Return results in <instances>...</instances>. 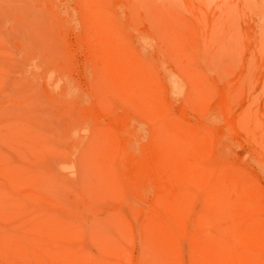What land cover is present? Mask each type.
Here are the masks:
<instances>
[{"label": "rangeland", "instance_id": "1", "mask_svg": "<svg viewBox=\"0 0 264 264\" xmlns=\"http://www.w3.org/2000/svg\"><path fill=\"white\" fill-rule=\"evenodd\" d=\"M125 71L126 73L123 74ZM139 71H143L145 74L141 72L139 76ZM127 73L130 74L127 75ZM142 75L144 76L143 79ZM192 75L195 77L194 79ZM164 79H166V83ZM140 80L143 85L142 82L141 84L138 83ZM201 80L205 82L208 80L204 89ZM166 85L169 88H166ZM193 87L195 88L193 89ZM168 89L171 94L168 93ZM211 89L216 97L215 94H212L213 91L209 93ZM136 90L137 94L134 93ZM124 93L128 95H124ZM142 93H146V95L143 96ZM154 93L157 94H155L156 97H154ZM150 94L153 96H149ZM124 96L129 97V99L131 96V99L128 101ZM142 96L143 98H141ZM145 98H148V102H150L148 104L150 105V107L148 106L149 110L148 108L144 109V105H139L142 104V100L145 102ZM157 100L159 102H156ZM130 101L135 103L132 102V104ZM151 105L157 109L159 106H165L161 107L163 112H160L163 116H159L160 119L157 115L158 110L153 112ZM145 106H147L146 103ZM136 107L139 108L135 109ZM140 107L142 110H148V112L142 111ZM244 109L247 113L244 112ZM249 109L250 113L248 114ZM140 112L142 113L140 114ZM244 113L245 115H243ZM154 115L158 117V121ZM147 116L151 117L147 118L148 121L145 118ZM169 118L174 121V124ZM168 121L172 124L169 125L170 122ZM10 122L15 123H12L14 127H9L11 126L8 124ZM69 123L72 124V128ZM4 125L6 127H2ZM21 125L22 127H20ZM0 126V185L4 183L5 186L7 181L9 182L8 186H10L11 174L16 171L31 172L34 179L32 186H30L32 188L27 186L29 184L24 185L26 183L21 181L19 186H22L23 192L22 189L21 192L30 194L32 191L36 193L48 191L49 194L47 189L50 187V193L54 195L55 192V197H59L56 200L51 199L54 206L58 203L61 206L52 207L56 215L59 212L61 218L68 216V220L74 221L76 219L77 222L76 220L74 222L81 223L82 228L83 224L89 223L88 221L92 218L91 215L102 222L103 220H105L104 222L110 220V223L113 222L114 214L117 215L123 208L120 207L122 203L124 206L126 204L131 218L124 209L125 214L122 212L119 214L123 215L127 228L125 242L122 241L121 244L131 255L132 260L128 264L142 263L139 257L142 252L140 249H143L145 241L150 240L155 234V231L146 232V235L151 233L147 238L144 233H141L140 226L146 219L158 220L161 213L170 211L174 204L176 209L177 203L176 200L174 203L172 195L174 192L175 195L180 193L187 186V183H189L191 193L196 197L193 205L194 216H197L198 212L203 213L208 208L205 204L204 195L207 191L206 188L209 189V185H212L214 191L212 190L211 193L219 188L221 195L218 191L220 197L214 198L211 203V208H214L216 215L214 219L209 218V222H213V226L217 227L223 235L233 232L234 238L244 239L249 233L247 237L250 238L251 242L258 241L256 237H264V230L258 231L257 229L263 228L264 221L260 219L262 224H258L260 220L255 223L259 226L263 225L262 227H256L253 224L255 217H257L255 220H258L262 216L264 220V210H262L264 209V0H0ZM176 129H179V133L180 131L181 133L177 134ZM16 130L21 134L24 133L25 137L22 138L23 135L21 136ZM26 130L29 133L27 131L26 134ZM206 131H211V133ZM101 132L104 135L99 136L98 134ZM45 135L46 137H44ZM176 135H180L181 143H178L179 140L176 141L178 137ZM110 136L111 138H108ZM32 137H34L32 140L34 143L29 141ZM103 137H105L104 140L100 139ZM7 138L11 140H7ZM96 139L98 140L94 144ZM99 139L102 140V145ZM49 140L51 144L48 143ZM197 140L200 141V144ZM27 141L35 148L27 147L30 146ZM26 142L28 144H25ZM173 142H176L175 146ZM74 143L75 145H72ZM53 144L57 145L56 150ZM96 144H98L99 149H92ZM20 145L21 147H19ZM45 145L50 147L47 146L46 148ZM85 146L86 148L81 149ZM26 147L31 149L28 150ZM212 147L215 149L213 148V150ZM11 148L14 149L11 151ZM202 148L205 149L201 153L203 157L204 154L206 155L205 165L199 160L202 157L200 154ZM35 149H38L40 156H32L37 152ZM50 149L55 150V152ZM83 149L85 152L82 151ZM14 150L19 154L16 155ZM198 150L200 152H196ZM223 150L226 152L224 153ZM28 151H32V153ZM45 151L54 153L48 155ZM95 151L97 152L95 153ZM167 153L169 158L166 160L164 156H168ZM44 154L49 158L48 160L43 159V157L45 158ZM94 154L95 156L97 154V158L93 156ZM78 155L80 156L79 159ZM217 155L219 162L216 163ZM17 156L22 158L19 159L20 157ZM40 157L44 160H41L43 165L40 167L42 169L39 167L35 171L33 169L38 167ZM172 157H175V160ZM207 157L211 160L214 159V163H212L214 166L217 164L218 167L215 166L217 172ZM154 160L161 163L156 164ZM167 161L172 166L166 165ZM176 161L178 162L175 163ZM198 161L200 164L202 163L204 170L201 167V171L198 170ZM86 162H90L88 166H91L89 167L91 171L85 169L89 177L87 174L84 177L86 171L81 174L84 167L86 168ZM174 164L175 174L179 172L182 174L183 171L191 170L194 167V174L196 172H198L197 175L207 173L209 178L212 170H214L209 181L212 180L213 182L214 178L218 181L214 179V183L209 182L206 188L204 187V192L203 187L193 185L192 180L196 177L190 172L189 177L186 176L188 182H185V185L183 182L186 177L182 183L179 181V192H177L176 187L171 186L170 188L167 185L173 176L171 173L173 169L171 168ZM184 164L186 165L182 167ZM221 165L222 168L220 169ZM225 165L226 167H223ZM228 165L235 169L232 167L231 169ZM3 166H5L4 169L1 168ZM180 166L183 168H181L182 170H179ZM78 167L81 172L77 170ZM185 167L187 169L184 170ZM53 169L58 173L55 172L58 179L55 178ZM75 169L77 170L76 173ZM41 170L43 172L45 170L46 174ZM105 170L111 171V173ZM218 170L220 171L219 174ZM162 171L165 177L160 173ZM40 173L45 177L42 181H37L36 178ZM213 174H218V176L214 177ZM238 175H243L240 177L242 179ZM60 176L61 178H59ZM2 177L7 179L3 180ZM106 178L108 181L105 180ZM88 179L91 183H88ZM111 179H114V182ZM221 179L223 182L219 181ZM63 182L66 184L61 185L60 183L63 184ZM108 182L113 184L108 185ZM217 182H222L225 185L220 183L221 186H219ZM102 183H106L105 185L108 186L104 185L103 188ZM22 184L28 188H24ZM47 184H51V186ZM181 184L183 185L181 186ZM86 185H89L90 188ZM4 186L3 188L6 187ZM92 187L93 191L91 190ZM107 187L108 189L111 187L110 190L112 191L106 189L108 191L105 192ZM43 188L45 189L43 190ZM9 190L6 188V191ZM84 190L88 193H85ZM2 191L1 196L4 194ZM102 191L104 192L103 195ZM254 191L257 192L256 195ZM216 192L215 194H217ZM104 194L108 196L105 197ZM116 194H118V199ZM206 194L208 193L206 192ZM260 194L261 196H259ZM52 195L49 194L53 198ZM99 195H102L103 198ZM137 196L140 198L138 199ZM218 198L221 199L220 201L216 200L217 205H215L217 207H215L214 200ZM59 199L60 201H58ZM250 200L254 201L251 202ZM153 201L155 203L157 201L158 204H152ZM91 202L97 203L96 206H89ZM160 203L161 207L159 206ZM171 203L173 206H170ZM256 203L255 208L257 210L259 206L260 211L256 212L254 208L257 214L253 211L251 215L253 216L255 213V217L247 215L245 216L246 220L243 219L244 215L249 214L248 211L253 209ZM63 204L68 206H63ZM142 206L146 207L147 211L144 210L145 208L142 210ZM156 206L159 207L160 211ZM96 207L98 213L99 211L102 213L104 210L105 216L92 213V211L97 210ZM187 207L184 206L183 208ZM236 207L241 211L240 214ZM149 208H151V216L148 214ZM261 211L263 212L260 216ZM135 214H138L136 219ZM212 214L211 217L214 216ZM140 215L143 216V219ZM239 215L242 216V222L239 221L241 219ZM244 220L246 222L248 220L251 226ZM136 222H138L137 225L139 224L138 228ZM197 222L198 220L196 221L194 218L187 221L185 232L181 235L182 237H179L182 243V248L177 253L180 264H192V257L195 256L196 252L191 249L192 247H189L192 238L188 235V231L193 230ZM243 224L245 226L248 224L247 228L244 227L243 229ZM253 227H256L257 235L254 233ZM134 228L136 234L139 232L143 235H136ZM83 229L88 230L86 235L90 236L89 229ZM245 229L250 231L248 230L247 233ZM259 234L261 237L258 236ZM98 237L100 238L99 235ZM185 242L189 244H184ZM259 242L262 244V240ZM85 246L91 255L94 253L93 256H99L102 253L100 245ZM181 250L183 253H180ZM188 252L192 255L191 258ZM185 253L187 256L183 255ZM258 254L264 255V251ZM262 258L264 259V257ZM152 259L153 257L150 256L148 260L151 261Z\"/></svg>", "mask_w": 264, "mask_h": 264}, {"label": "bare ground", "instance_id": "2", "mask_svg": "<svg viewBox=\"0 0 264 264\" xmlns=\"http://www.w3.org/2000/svg\"><path fill=\"white\" fill-rule=\"evenodd\" d=\"M100 22V21H99ZM102 25V24H101ZM95 28V27H94ZM103 28V27H102ZM98 30V29H97ZM187 54V53H186ZM172 55H173V53H172ZM135 66V65H134ZM141 67V66H140ZM143 68H146V67H143ZM142 68V70L144 71V69ZM182 68V67H181ZM125 69H128V68H125ZM154 69V68H153ZM152 69V70H153ZM179 69V68H178ZM177 69V70H178ZM183 69V68H182ZM186 69V68H185ZM188 69V68H187ZM140 70H141V68H140ZM143 71H139L138 72V75L140 76V74L139 73H143V74H145ZM180 72V71H179ZM184 72V71H183ZM186 72V71H185ZM187 72H189L190 73V71L189 70H187ZM194 72H196V71H194ZM193 72V73H194ZM126 73V71L123 73V74H125ZM204 73V72H203ZM130 74V73H129ZM128 73H127V75H129ZM196 74V73H195ZM198 74V73H197ZM205 74V73H204ZM168 75V74H167ZM186 75V74H185ZM138 76V77H139ZM174 76V75H173ZM206 76V75H205ZM125 77H127L126 75H125ZM143 75H142V79H143ZM156 77H157V75H156ZM169 77H170V75H169ZM189 77H191V76H189ZM192 77H193V79L195 78L193 75H192ZM122 78L123 79H125L123 76H122ZM129 78V77H128ZM175 78V77H174ZM186 78V77H185ZM130 79V78H129ZM139 79V78H138ZM204 79H206L205 77H204ZM126 80V79H125ZM124 80V81H125ZM165 80V83H166V79H164ZM175 80V79H174ZM130 81V80H129ZM177 81V80H176ZM188 81V80H187ZM186 81V82H187ZM190 81V80H189ZM202 81V80H201ZM208 81V80H207ZM206 81V82H207ZM138 82V81H137ZM141 80L138 82L139 84H141ZM159 82V81H158ZM162 82H163V80H162ZM191 82V81H190ZM193 82V81H192ZM204 80L202 81V83H201V85H202V88L204 89V88H206L205 86H206V83ZM125 83H126V81H125ZM131 83H132V81H131ZM164 83V82H163ZM162 83V84H163ZM177 83V82H176ZM189 83V82H188ZM203 83H204V85H203ZM134 84V83H133ZM199 84V83H198ZM142 85H143V82H142ZM152 85H155V84H152ZM164 85V84H163ZM168 85V84H167ZM167 85H166V88H169V86L167 87ZM172 85V84H171ZM129 86V85H128ZM180 86V85H179ZM124 87V86H123ZM158 87V86H157ZM162 87V86H161ZM165 87V86H164ZM170 87H172V86H170ZM200 87V89H201V86H199ZM208 87H210V86H208ZM214 87V86H213ZM127 88V87H126ZM137 88V87H136ZM142 88V87H141ZM154 88H156L155 86H154ZM179 88V87H178ZM195 87H193V89H194ZM128 89V88H127ZM130 89V88H129ZM143 89V88H142ZM164 89V88H163ZM192 89V88H191ZM190 89V90H191ZM192 89V90H193ZM214 89V88H213ZM140 90V89H139ZM143 90H145V89H143ZM160 91H162V89H159ZM175 90V89H174ZM206 90V89H205ZM122 91V90H121ZM126 91V90H125ZM133 91V90H132ZM169 89H168V93H169ZM189 91V90H188ZM213 90L211 89L210 90V92L209 93H211ZM128 92V91H127ZM149 92H151V91H149ZM165 92V91H164ZM176 92V91H175ZM191 93H192V91H190ZM200 92V91H199ZM198 92V93H199ZM203 92V91H202ZM132 93V92H131ZM134 93H136L137 94V90H136V92H134ZM153 93V92H152ZM195 93H196V91H195ZM233 93H235V92H233ZM232 93V94H233ZM126 93H124V95H125ZM143 94V93H142ZM156 93H154V95H155ZM169 94H171V93H169ZM173 94V93H172ZM212 94H215L214 93V91L212 92ZM126 95H128V94H126ZM144 95H146V93H144L143 94V96ZM157 95V94H156ZM156 95L154 96V97H156ZM176 95V94H175ZM194 95V94H193ZM203 95H204V93H203ZM122 96V95H121ZM143 96L141 97V98H143ZM149 96H153V94L151 95H149ZM174 96V95H173ZM196 96V95H195ZM194 96V97H195ZM206 96V95H205ZM211 96V95H210ZM213 96V95H212ZM69 97V96H68ZM124 97H126V96H124ZM132 97H134V96H132ZM187 97V96H186ZM196 97H198V96H196ZM215 97H216V94H215ZM233 97H234V95H233ZM149 98V97H148ZM148 98H145L146 100H145V102H144V100H142V104H139V105H144V109H146V108H148V106L150 107V105H148L150 102H148ZM157 98H159L158 96H157ZM204 98V97H203ZM126 99L129 101L130 99H131V96H130V99H129V97H126ZM125 99V100H126ZM154 99H156V98H154ZM198 99V98H197ZM214 99V98H213ZM141 100V99H140ZM150 100V99H149ZM152 100H153V98H152ZM152 100H150V101H152ZM179 100V99H178ZM147 101V102H146ZM153 101H155V100H153ZM152 101V102H153ZM180 101V100H179ZM186 101V100H185ZM201 101V100H200ZM131 102V101H130ZM133 102V101H132ZM131 102V103H132ZM156 102H159V100H157ZM28 103V102H27ZM133 103H135V102H133ZM132 103V104H133ZM144 103V104H143ZM145 103L147 104V106H145ZM154 103V102H153ZM160 103H161V101H160ZM164 103V102H163ZM202 103V102H201ZM155 104V103H154ZM158 105H160V104H158ZM194 105L196 106V104L194 103ZM250 105V104H249ZM135 106V105H134ZM152 106V108H153V112L154 111H156V110H158V117L160 116H163V114L160 112V111H162L161 110V107L159 106V109H157L156 107H154L153 105H151ZM246 106V105H245ZM143 107V106H142ZM163 107H165V106H163ZM162 107V108H163ZM137 108H139V107H136L135 109H137ZM151 108V109H152ZM155 108V109H154ZM229 108V107H228ZM140 109H141V107H140ZM150 109V110H151ZM142 110V109H141ZM148 110H149V108H148ZM148 110L147 111H145V110H142V111H145V112H148ZM168 110V109H167ZM28 112H29V110H27ZM137 112H138V110H136ZM200 111V110H199ZM157 112V111H156ZM160 112V113H159ZM163 112V111H162ZM207 112H208V109H207ZM242 113H243V111H241ZM244 112H246V110L244 109ZM14 113V112H13ZM142 112H140V114H141ZM202 113V112H201ZM247 113V112H246ZM250 113V109H249V112H248V114ZM139 114V113H138ZM137 114V115H138ZM147 114V113H146ZM160 114V115H159ZM204 115V114H203ZM243 115H245V113L243 114ZM11 116V115H10ZM21 116H22V114H21ZM145 116V115H144ZM153 116V115H152ZM155 117H156V120L158 121V117L156 116V115H154ZM25 117V116H24ZM160 117H159V119H160ZM146 118V120H147V118H151V117H145ZM164 118V117H163ZM162 118V119H163ZM154 119V118H153ZM231 119V118H230ZM235 119V118H234ZM152 120V119H151ZM165 120V119H164ZM163 120V121H164ZM169 120L171 121V119L169 118ZM218 120V119H217ZM223 120V119H222ZM241 120V119H240ZM11 121H13V120H11ZM18 121V120H17ZM17 121H16V123H17ZM148 121V120H147ZM155 121V120H154ZM162 121V122H163ZM170 121H168V122H170ZM173 121V120H172ZM171 121V122H172ZM15 122V121H14ZM167 122V123H168ZM170 122V124L169 125H171L172 123L174 124V121L171 123ZM241 122V121H240ZM239 122V123H240ZM243 122V121H242ZM13 122H10V123H8V124H11V126H9V127H14V125L13 124H15V123H13ZM27 123V122H26ZM49 123V122H48ZM165 123V122H164ZM163 123V124H164ZM166 123V125L169 127V125ZM70 124V123H69ZM149 124V123H148ZM181 124H183V123H181ZM6 125V124H5ZM2 126V127H6V126ZM72 124H70V126H71ZM209 125V124H208ZM69 126V127H70ZM150 126V125H149ZM177 126V125H176ZM183 126V125H182ZM254 126V125H253ZM1 127V126H0ZM20 127H22V125L20 126ZM167 127V128H168ZM18 128V127H17ZM68 128V127H67ZM71 128H72V126H71ZM70 128V129H71ZM182 128V127H181ZM207 128V127H206ZM3 129V128H2ZM8 129V128H7ZM21 129H24V128H21ZM26 129V128H25ZM24 129V130H25ZM30 129V128H29ZM69 129V130H70ZM74 129V128H73ZM169 129V128H168ZM173 130V129H172ZM171 130V131H172ZM182 130L184 131V129L182 128ZM8 131V130H7ZM13 131V130H12ZM17 131V130H16ZM27 131L28 130H26V134H27ZM174 131V130H173ZM176 131H177V134H180L181 133V131H180V133H179V129H176ZM182 131V132H183ZM11 132V131H10ZM19 131H17V133H18ZM153 132H155V131H153ZM207 132V131H206ZM210 133H211V131H209ZM209 132H207V133H209ZM8 133H9V131H8ZM28 133H29V131H28ZM102 133V132H101ZM100 133V134H101ZM156 133V132H155ZM197 133V132H196ZM4 134V133H3ZM19 134H21L20 132H19ZM24 133H22L21 134V136L23 135ZM36 134V133H35ZM40 134H41V132H40ZM42 134H44V133H42ZM100 134H98L99 136H102V135H104L103 133L100 135ZM84 135V134H83ZM189 135V134H188ZM200 135V134H199ZM204 135V134H203ZM206 135H208V134H206ZM1 136V135H0ZM14 136V135H13ZM18 136V135H17ZM84 136H88V135H84ZM175 136V135H174ZM176 136H178L177 138L176 137H174V138H176V141H178V143H181L182 141H180V138L181 137H179L180 135H176ZM184 136V135H183ZM193 136H195V135H193ZM197 136V135H196ZM209 136V135H208ZM212 136V135H211ZM9 137V136H8ZM19 137V136H18ZM25 136L23 135V137L22 138H24ZM41 137H42V135H41ZM44 137H46V135L44 136ZM49 137V136H48ZM66 137V136H65ZM152 137V136H151ZM173 137V136H172ZM185 137H187V136H185ZM4 138V137H3ZM2 138V139H3ZM11 138V137H10ZM10 138H7V140L8 139H10ZM15 138H17V137H15ZM33 138L34 137H32L31 138V140H29L31 143H34L32 140H33ZM86 138H88V137H86ZM104 138L105 137H103V138H100V139H102V140H104ZM108 138H111V136L110 137H108ZM203 138V137H202ZM201 138V139H202ZM49 139V138H48ZM61 139V138H60ZM82 139V138H81ZM99 139V140H100ZM201 139H199V140H201ZM4 140V139H3ZM11 140V139H10ZM21 140V142H22V139H20ZM58 140V139H57ZM62 140V139H61ZM98 139H96L95 141H94V144H95V142L97 141ZM102 140H100V144L102 145ZM115 140V139H114ZM114 140H113V142H114ZM182 140V139H181ZM186 140H187V138H186ZM59 141V140H58ZM105 141H106V139H105ZM174 141V140H173ZM184 141H185V139H184ZM192 141V140H191ZM198 141V140H197ZM205 141V140H204ZM208 141V140H207ZM206 141V142H207ZM1 142V141H0ZM4 142V141H3ZM2 142V143H3ZM7 142V141H6ZM20 142V143H21ZM28 142V141H27ZM25 143V144H28L29 143V145L30 146H27V147H31L32 145L30 144V142H28V143ZM46 142V144H47V141H45ZM44 142V143H45ZM107 142V141H106ZM130 142V141H129ZM196 142V141H195ZM199 143L198 144H200V141H198ZM39 143V142H38ZM38 143H37V145H38ZM41 143H42V141H41ZM40 143V144H41ZM48 143H50L51 144V142H50V140L48 141ZM108 143V142H107ZM107 143H105V144H107ZM174 143V142H173ZM176 143V142H175ZM175 143H174V146H175ZM186 143V142H185ZM212 143V142H211ZM236 143V142H235ZM22 144H24V143H22ZM24 144V145H25ZM49 144V145H50ZM89 144V143H88ZM111 144H112V142H111ZM183 144V143H182ZM181 144V145H182ZM213 144V143H212ZM42 145V144H41ZM49 145H45L46 146V148H47V146L48 147H50ZM54 145V149L56 150V146H55V144H53ZM72 145H75V143L74 144H72ZM100 145V146H101ZM178 145V144H177ZM176 145V146H177ZM211 145V144H210ZM39 147H41L40 145H38ZM95 146V147H94ZM93 146V148L92 149H99V147H98V144H96V145H94ZM104 146H106V145H104ZM11 147H12V145H11ZM19 147H21V145L19 146ZM26 147V149H28ZM32 147H34V146H32ZM31 147V148H32ZM44 147V146H43ZM43 147H42V149H43ZM96 147H98V148H96ZM172 147V146H171ZM225 147V146H224ZM223 147V148H224ZM6 148H8V147H6ZM31 148H29V149H31ZM35 148V147H34ZM82 148H86V146L85 147H81V149ZM165 148V147H164ZM173 148V147H172ZM176 148V147H175ZM188 148V147H187ZM209 148H210V146H209ZM214 147H212V149H213ZM217 148V147H216ZM12 149H14V148H11L10 150L12 151ZM22 149V148H21ZM26 149L24 148V150L26 151ZM28 149V150H29ZM59 149H61L60 147H59ZM77 149H79L80 150V148H77ZM102 149V148H101ZM104 149V148H103ZM174 149V148H173ZM182 149V148H181ZM180 149V150H181ZM199 149V148H198ZM200 149H201V147H200ZM215 149V148H214ZM213 149V150H214ZM37 152L36 153H34V154H32V156L33 157H38V156H40L39 155V151H38V149H35ZM44 150H46L45 148H44ZM48 150V149H47ZM51 151H54L55 152V150H53V149H50ZM69 150H70V148H69ZM171 150V149H170ZM175 150V149H174ZM185 150V149H184ZM205 150V149H204ZM203 148H202V151L200 152L199 150L198 151H196V152H200V154L201 153H203ZM16 150H14V152H15ZM82 151H84L85 152V150L83 149ZM99 151V150H98ZM163 151V150H162ZM162 151H160V152H162ZM176 151V150H175ZM186 151V150H185ZM210 151H211V149H210ZM224 151V150H223ZM13 152V153H14ZM29 152V151H28ZM34 152V151H33ZM45 152H47L46 154H48L49 155V153H50V151L48 152V151H45ZM53 152V153H54ZM57 152V151H56ZM61 152H63V150H61ZM68 152H70V151H68ZM77 152H78V150H77ZM93 152H94V150H93ZM97 151H95V153H96ZM171 152V151H170ZM173 152V151H172ZM177 152V151H176ZM193 152V151H192ZM191 152V153H192ZM208 152V151H207ZM217 152V151H216ZM226 151H224V153H225ZM9 153H11V152H9ZM16 153V152H15ZM29 153H32V151H30ZM52 153V152H51ZM50 153V154H51ZM52 153V154H53ZM79 153H80V151H79ZM98 153H100V152H98ZM189 153V152H188ZM209 153H211V152H209ZM12 154V153H11ZM19 154V153H18ZM17 153H16V155H18ZM51 154V155H52ZM71 154H73V153H71ZM156 154H157V152H156ZM163 154V153H162ZM170 154V153H169ZM196 154V153H195ZM212 154V153H211ZM217 154V153H216ZM7 155V154H6ZM43 155V154H42ZM80 155V154H79ZM78 155V159L80 158V156ZM92 155V154H91ZM155 155V154H154ZM158 155V154H157ZM167 155H168V153H167ZM171 155V154H170ZM199 155V154H198ZM21 156H23V155H21ZM44 156H45V154H44ZM90 156V155H89ZM93 156H95V154L93 155ZM93 156H91V158H93ZM159 156H160V154H159ZM196 156V155H195ZM201 156L202 157H200L199 158V160L201 161V162H203V164H204V161H205V157H206V155L204 154V157H203V155L201 154ZM8 157V156H7ZM14 157H15V155H14ZM17 157H20V156H17ZM24 157H27V156H24ZM47 156H45V158L43 157V159H49L48 157L46 158ZM96 158H97V154H96V156H95ZM102 157V156H101ZM165 158L164 159H166L167 160V158H169V155L168 156H164ZM199 157V156H198ZM22 157H20L19 159H21ZM27 158H29V157H27ZM41 158V157H40ZM158 158V160H159V157H157ZM172 158H174V160H175V157H172ZM201 158H202V160H201ZM208 158V157H207ZM254 158H255V156H254ZM3 159H4V157H3ZM33 159V158H32ZM42 158L41 159H39L40 160V162H39V160H36V162H39V164H38V167L36 168V169H33V170H37L40 166L42 167V165H43V163H42V161H44ZM89 159H90V157H89ZM93 159H95V158H93ZM155 159V158H154ZM195 159H197V158H195ZM208 159H210V158H208ZM42 160V161H41ZM90 160H92V159H90ZM171 160V159H170ZM169 160V161H170ZM188 160V159H187ZM192 160H193V158H192ZM191 160V161H192ZM218 160V161H217ZM35 161V160H34ZM80 161V160H79ZM93 161V160H92ZM96 161V160H95ZM215 161H216V163L217 162H219V159H218V155L216 156V159H215ZM222 161V160H221ZM220 161V162H221ZM23 162V161H22ZM91 162V161H90ZM89 162V163H90ZM154 162L157 164L158 162H156V160H154ZM178 161H176L175 163H177ZM210 162H211V164L213 165V163H214V159H210ZM213 162V163H212ZM223 162V161H222ZM87 164H86V168L84 167V171L83 172H81V170L79 169V167H78V169L77 170H79L80 172H81V174L82 173H84L86 170H88L89 169V167H91V166H88V162H86ZM159 163H161V162H159ZM158 163V164H159ZM187 163V162H186ZM190 163H192V162H190ZM189 163V164H190ZM193 163H195V162H193ZM198 163V165H199V168H198V170H200V167H201V169H203L202 167H203V165H202V163L200 164L199 163V161L197 162ZM24 164V163H23ZM27 164V163H26ZM50 164V163H49ZM48 164V165H49ZM81 164V163H80ZM171 165V163H168V161H167V163H166V165ZM188 164V165H189ZM226 164V163H225ZM260 164V163H259ZM9 165V164H8ZM12 165H15V164H12ZM16 165H17V163H16ZM34 165V164H33ZM165 165V164H164ZM180 165V164H179ZM186 164H184L182 167H184ZM202 165V166H201ZM205 165V164H204ZM18 166V165H17ZM160 166H162V165H160ZM172 166V165H171ZM196 166V165H195ZM214 166V165H213ZM215 166H217V164H215ZM215 166H214V168H215ZM229 166V165H228ZM227 166V167H228ZM28 167V166H27ZM40 167V169H42ZM157 167V166H156ZM169 167V166H168ZM174 167V168H173ZM173 167L171 168V169H173L172 171H171V173H172V178L169 180V183L167 184V185H169L170 186V188H171V186H174V187H176L175 189H177L178 190V186H180L178 183H179V181L182 183V181L183 180H185L184 178L187 176V177H189V173L191 172V174L193 173V171H195L194 170V167H193V169H188V170H185V169H187V167H185L184 168V170H185V172L183 171L182 172V174L179 172V173H176L175 174V164L173 165ZM181 166H180V168H179V170L182 168ZM207 167V166H206ZM218 167V166H217ZM217 167L215 168L216 169V172H217ZM223 167H226V165L225 166H223ZM230 167V166H229ZM228 167V169L230 170V168L232 167H230L229 168ZM1 168H5V166H3V167H1ZM8 168H9V166H8ZM29 168V167H28ZM83 168V167H82ZM166 168V167H165ZM222 168V165L220 166V169ZM232 168H234V167H232ZM231 168V169H232ZM240 168H241V166H240ZM239 167H238V170L240 169ZM12 169V168H11ZM40 169H39V171H40ZM44 169V168H43ZM71 169V168H70ZM86 169V170H85ZM155 169V168H154ZM183 169V168H182ZM181 169V170H182ZM219 169V170H220ZM224 169V168H223ZM235 169V168H234ZM245 169V168H244ZM9 169H7V171H8ZM77 170L75 169V173L77 172ZM103 170V169H102ZM204 170V169H203ZM206 170H207V168H206ZM218 170V174L220 173V171ZM237 170V171H238ZM10 171V170H9ZM30 171V170H29ZM42 171V170H41ZM54 171V172H53ZM53 173H55L56 171L53 169ZM88 171H91V168L88 170ZM105 171H107V170H105ZM157 171V170H156ZM201 171V170H200ZM213 171L214 170H212V173H213ZM236 171V172H237ZM240 171V170H239ZM14 172V171H13ZM12 172V173H13ZM43 172V171H42ZM69 172H72V171H69ZM79 172V173H80ZM104 172V171H103ZM108 173H111V171H107ZM112 172H114V171H112ZM154 173H155V171H153ZM4 173V172H3ZM36 173V172H35ZM44 174H46L45 173V170H44V172H43ZM50 173V172H49ZM57 173V172H56ZM56 173L54 174L55 175V178H56ZM66 173H67V171H66ZM73 173H74V171H73ZM158 173V172H157ZM161 174L163 173V171L162 172H160ZM201 173V172H200ZM211 173V174H212ZM223 172H221V174H222ZM242 173H243V170H242ZM244 173H247V172H244ZM9 174H11V173H9ZM36 174H39V173H36ZM58 174V173H57ZM68 174V173H67ZM81 174H79L80 176H81ZM86 174H87V171H86V173H85V175H84V177L86 176ZM102 174V173H101ZM114 174H115V172H114ZM156 174V173H155ZM159 174V173H158ZM198 174V172H196L195 174L193 173V176H195L196 178H193V185H198L200 188L201 187H203V189H204V187L206 188V186L209 184V182H211V183H214V181L215 180H217V179H213V182H212V180H210L209 181V178H211V174L209 175V178H208V176H207V173H205V174H203L202 173V175H197ZM218 174L216 175H214L213 174V176L214 177H216V176H218ZM231 174V173H230ZM236 174H239V173H236ZM12 175V176H11ZM11 175H9V176H11L10 177V186H8L9 185V182H5V186H4V183H3V185H0V189L2 188V189H4V191H2V189L0 190V193H1V191H2V193H6L5 194V196L3 197V195L4 194H2V196L0 195V264H128V263H130L131 262V255L130 254H128L127 252H129V251H127L125 248H124V246L121 244V242L122 241H124L125 242V239H126V231H127V228H126V223L124 222V219H123V215H121V214H119L120 212H122V214H125V213H127L128 214V216H129V211H128V208H127V205L125 204V206H126V208H124L125 206L123 205L124 203H122V205L120 206L122 209V211L120 210V212L116 215V214H114V216H115V218L112 220L113 222H111L110 223V221H108V222H104L105 220H103V222L102 221H99V220H97V219H95L94 217H93V215H91L93 212L94 213H97V214H99V216H102V215H104L105 216V214L103 213V211L104 210H102V213L99 211V213H98V209H97V207L99 206V204H98V206L96 207V209L97 210H95V211H92V213L90 214L91 216H92V218L90 219V221H88L89 223L87 224V225H85V224H83V228H87V229H89V231H90V236H88V235H86L87 233V231H86V229H83L82 228V224L81 223H76L77 222V220H76V222H74V221H71V219L70 220H68L69 219V217L68 216H65V217H63V218H61V216H60V214H59V212L57 213V215H56V212L55 211H53V209L54 208H52L53 206H54V202H52V200L51 199H58V198H56L55 197V192L53 193L54 195H52V193H50V190H51V188L49 187L48 188V186H51V184H47L48 186H47V190H49V194L50 195H52L53 196V198L51 197V196H49V194H48V191H45L46 193H44V192H38V193H36V192H31L30 190V194H27L26 192L25 193H22L23 192V189H22V186L21 187H19L20 186V183H21V181H23V182H25L26 184H24V185H27V184H29V185H27L29 188H32V187H30V186H32V182H34V179L32 178L33 176H31V172H23V171H16V172H14L13 174H11ZM33 175V174H32ZM40 175H41V173H40ZM40 175H38V177H39V180H38V177L36 178V180L37 181H42V179L45 177V176H43V175H41V177H40ZM53 175V176H54ZM78 175V174H77ZM76 175V176H77ZM163 175V174H162ZM223 175H224V173H223ZM244 175V174H243ZM243 175H238V177L240 178L241 176H243ZM8 176V177H9ZM37 176V175H36ZM43 176V177H42ZM47 176V175H46ZM67 176V175H66ZM87 176L89 177V174H87ZM158 176V175H157ZM230 176V175H229ZM228 176V178H230ZM247 176V175H246ZM245 176V177H246ZM65 177V176H64ZM156 177V176H155ZM161 177V176H160ZM163 177H165V175H163ZM187 177H186V180L183 182L184 183V185L188 182V179H187ZM6 178V177H5ZM4 178V179H5ZM51 178V177H50ZM54 178V179H55ZM59 178H61V176L59 177ZM63 178V177H62ZM69 178V177H68ZM78 178V177H77ZM225 178V177H224ZM246 178H248V177H246ZM2 179H3V177H2ZM3 179V180H4ZM7 179V178H6ZM47 179V178H46ZM56 179H58V178H56ZM72 179V178H71ZM163 179V178H162ZM161 179V180H162ZM166 179L168 180V178L166 177ZM240 179H242V178H240ZM245 179V178H244ZM243 179V180H244ZM48 180V179H47ZM51 180V179H50ZM52 180H53V177H52ZM60 180V179H59ZM61 180H64V179H61ZM68 180H70V179H68ZM87 180V179H86ZM105 180H107V178L105 179ZM112 180V179H111ZM238 180V179H237ZM78 181H80V180H78ZM88 183H91L90 182V180L88 179ZM108 181V180H107ZM113 182H114V179L112 180ZM218 181V180H217ZM219 181H222V179L221 180H219ZM3 182V181H2ZM2 182H1V184H2ZM22 182V183H23ZM70 182H73V181H71L70 180ZM87 182V181H86ZM160 182V181H159ZM186 182V183H185ZM223 182V181H222ZM222 182H217V184L219 185L220 183L222 184ZM248 183H249V181H247ZM50 183V182H49ZM65 182H63V184L62 183H60L61 185H65L64 184ZM158 183V182H157ZM227 183V182H226ZM245 183V182H244ZM247 183V184H248ZM256 183V182H255ZM7 184V185H6ZM58 184V183H57ZM103 184V183H102ZM106 184V183H105ZM105 184H103V185H101V184H99V185H101V186H103V188L105 187V186H108V185H112L113 183H111V182H108V185H105ZM115 184V183H114ZM188 184L189 183H187L186 185V187H184L183 188V190L182 191H180V193H177L176 195H175V192L173 193V195H172V199H173V201H174V203H175V200H176V203H177V206H176V209H175V204H174V206H173V204L172 205H170V206H173V208L170 210V211H166V213L164 212V213H161V217H158V220H154V219H151L150 220V218L147 220L146 219V221L143 223V225H141L140 227V231H141V233H144L145 234V236L148 238L149 237V235L152 233L151 231H155L154 233V235L151 237V239L150 240H148V241H145L144 243H145V245H144V248L143 249H140V250H142V252H141V254L139 255V257H140V259H141V261H142V263L141 264H180L179 263V261H180V259H179V254H177L178 253V250L180 249V248H182L181 246H182V243H181V241H180V239H179V237L181 236V235H183L184 234V232H185V224L187 223V221H190V220H193V218H194V220L196 219V221L198 220V222H197V224L193 227V230H189L188 231V235H190L191 237L190 238H192V241L190 242L191 244H189V243H187V242H185L184 244H189L188 246L191 248V249H194L193 251L194 252H196L195 253V256H193L192 257V255L189 253V255H190V258L192 257L193 258V261H194V263L195 264H264V259L262 258V257H264V255H262V254H258L259 252L260 253H262L263 251H264V244H263V240H264V237L262 238L260 235L263 233H261V234H259L258 236H260L261 238H258V237H256L257 239H258V241H253V242H251L250 241V238L249 237H247V235L249 234L248 233V230L250 229H248V230H246L247 231V235L245 236V238L244 239H240V238H234V234H233V232L232 233H227V234H225V235H223V234H221L220 232H219V230H218V228L217 227H215V226H213L214 224H212L213 222H209V218H215V215L216 214H214V208H211L212 207V201H213V199L214 198H216V197H220L219 196V194H218V189H217V192H216V189H215V192L217 193V194H215V192H213V193H211L212 192V190H213V186L212 185H209V189L208 188H206V192L208 193V194H206V192H205V189H204V192H205V195H204V198H205V204H207V209H205L204 210V212L203 213H201V212H198V215L197 216H194L195 214H194V210H193V205H194V201H195V196L191 193V190H190V186H188ZM228 184V183H227ZM23 185V184H22ZM23 185V187L24 188H28V187H26V186H24ZM97 185V184H96ZM105 185V186H104ZM183 184H181V186H182ZM222 185H225L224 183L222 184ZM229 185V184H228ZM234 185V184H233ZM245 185H246V183H245ZM2 186V187H1ZM3 186L5 187V188H3ZM8 186V187H7ZM79 186V185H78ZM87 186V185H86ZM165 186V185H164ZM168 186V187H169ZM210 186H211V188H210ZM219 186H221V185H219ZM34 187V186H33ZM43 187H44V185H43ZM80 187H82V186H80ZM87 187H89V185L87 186ZM161 187H163V186H161ZM223 187V186H222ZM6 188L9 190V191H6ZM35 188V187H34ZM90 188V187H89ZM99 188V187H98ZM100 188H102V187H100ZM233 188V187H232ZM236 188H238V187H236ZM258 187H256V189H257ZM21 189H22V192H21ZM26 189H24L25 191H27L28 192V190H26ZM45 188H43V190H44ZM96 189V188H95ZM94 189V190H95ZM106 189H108V187L107 188H105V190ZM110 189H111V187H110ZM110 189H108V190H110ZM165 189V188H164ZM166 189H167V186H166ZM169 189V188H168ZM174 189V190H175ZM202 189V190H203ZM210 189H211V191H210ZM221 189V188H220ZM235 189V188H234ZM239 189V188H238ZM255 189V190H256ZM92 191H93V187H92V189H91ZM104 190V189H103ZM108 190H106L105 192H107ZM171 190V189H170ZM169 190V191H170ZM258 190V189H257ZM260 190V189H259ZM68 191H70V190H68ZM68 191H67V194H69L68 193ZM81 191H82V189H81ZM85 191V190H84ZM110 191H112V190H110ZM168 191V192H169ZM209 191V192H208ZM214 191V190H213ZM245 191V190H244ZM243 191V192H244ZM87 191H85V193H86ZM96 192H97V190H96ZM118 192V191H117ZM159 192V191H158ZM165 192H167V191H165ZM177 192H179V190L177 191ZM232 192V191H231ZM242 192V191H241ZM72 193V192H71ZM88 193V192H87ZM92 193V192H91ZM103 191H102V195H103ZM172 193V192H171ZM203 193V192H202ZM209 193H211V194H209ZM219 193H220V191H219ZM254 193H255V191H254ZM257 193V192H256ZM256 193H255V195H256ZM73 194V193H72ZM81 194H83L82 192H81ZM113 194V193H112ZM163 194V193H162ZM213 194V195H212ZM236 194V193H235ZM243 194V193H242ZM245 194V193H244ZM243 194V195H244ZM252 194H253V192H252ZM88 195H90V194H88ZM102 195H99V196H101L102 198H103V196ZM108 195H110V193H108ZM107 194H104V196L106 197V196H108ZM220 195H221V193H220ZM229 195V194H228ZM73 196V195H72ZM83 196H84V194H83ZM87 196V195H86ZM94 196H95V193H94ZM97 196H98V194H97ZM116 196H117V199H118V194H116ZM215 196V197H214ZM251 196V195H250ZM259 196H261V194L259 195ZM113 197V196H112ZM138 197V196H137ZM136 197V198H137ZM158 197H159V195H158ZM163 197V196H162ZM96 198V197H95ZM101 198V199H102ZM115 198V197H114ZM140 197H138V199H139ZM242 198H245V197H242ZM242 198H240V199H242ZM260 198H263V197H260ZM98 199H100V198H98ZM122 199V198H121ZM220 199L221 198H218V199H215L214 201V205L216 204V200H219L220 201ZM253 199V198H252ZM254 199H256V198H254ZM92 200H94V199H92ZM91 200V201H92ZM96 200V199H95ZM94 200V201H95ZM104 200V199H103ZM141 200V199H140ZM157 200V199H156ZM158 200H160V199H158ZM222 200H223V197H222ZM58 201H60V199L58 200ZM64 201H67V200H65L64 199ZM218 201V202H219ZM251 201V200H250ZM254 201V200H253ZM253 201H251V202H253ZM63 201L61 200V203H62ZM99 202V201H98ZM103 202V201H102ZM154 202V201H153ZM168 202V201H167ZM170 202V201H169ZM168 202V203H169ZM223 202V201H222ZM64 203H67V202H64ZM100 204H101V202H99ZM127 203V202H126ZM146 203V202H145ZM162 203V202H161ZM161 203H160V207H161ZM248 203V202H247ZM56 204V203H55ZM60 203H58L57 205L59 206V207H61L60 205H59ZM90 204H92V205H90ZM89 204V206H96V204L97 203H94L93 204V202H91ZM103 204V203H102ZM137 204V203H136ZM143 205H144V203H142ZM146 204H148V203H146ZM152 204H158V202L156 201V203L154 202V203H152ZM241 204V203H240ZM249 204V203H248ZM57 205L56 206H54V207H57ZM62 205V204H61ZM74 205V204H73ZM168 205V204H167ZM210 206V209H209V206ZM217 205V204H216ZM215 205V207H217ZM222 205V204H221ZM261 205V204H260ZM63 206H66V205H64L63 204ZM62 206V207H63ZM68 206V205H67ZM66 206V207H67ZM134 206V205H133ZM137 206V205H136ZM146 206V205H145ZM184 206H188L187 208H183ZM254 206V205H253ZM257 206V203H256V205L253 207V209H251V207H250V211H252L251 213H250V211H248L249 212V214H245L244 215V217H243V219H245V216H247V215H251L252 213H253V211H254V208ZM261 206H263V204L261 205ZM70 207H72V206H70ZM82 207V206H81ZM86 207V206H85ZM85 207H83V209L85 208ZM94 207H92V209L94 208ZM132 207V206H131ZM130 207V208H131ZM143 208H142V210L144 209V210H146L147 211V209H146V207H144V206H142ZM147 207H149V206H147ZM153 207V205L151 206V208ZM156 207H158V206H156ZM168 207H169V205H168ZM51 208V209H50ZM87 208H90V207H88L87 206ZM151 208H149L148 210H149V212H148V214H150L151 213V211H150V209ZM195 208V207H194ZM237 209H238V211L237 212H239V214H240V210H239V208L238 207H236ZM235 208V209H236ZM258 208H259V206H258ZM257 208V210H256V208H255V211L257 212V211H260L259 209ZM262 208V207H261ZM64 209V208H63ZM68 209V208H67ZM86 209V208H85ZM102 209V208H101ZM123 209L124 210H126L127 212H123ZM158 209H159V207H158ZM168 209V208H167ZM218 211H221L222 210V207H221V210H219L218 208H216ZM234 209V210H235ZM247 209H248V207H247ZM60 210H61V208H60ZM69 210V209H68ZM82 210V209H81ZM94 210V209H93ZM139 210H141L140 208H139ZM139 210H138V212H139ZM202 210V209H201ZM217 210H215V211H217ZM227 211H228V209H226ZM226 210H225V212H226ZM262 210H264V209H262ZM91 211V210H90ZM145 211V212H146ZM158 211V210H157ZM159 211H160V209H159ZM158 211V212H159ZM165 211V210H164ZM247 211V210H246ZM254 211V212H255ZM72 212L73 213H75V211H73L72 210ZM85 212V211H84ZM137 212V213H138ZM232 212H234V211H232ZM235 212H236V210H235ZM255 212V213H256ZM263 211H261L260 212V216L262 215L261 213H262ZM68 213V212H67ZM116 213V212H115ZM140 213V212H139ZM213 213V214H212ZM255 213L253 214V216L255 215ZM264 213V212H263ZM86 214V213H85ZM88 214V213H87ZM144 214H146V213H144ZM143 214V215H144ZM160 214V213H159ZM211 214L212 215H214V216H212L211 217ZM257 214V213H256ZM138 215V214H137ZM136 214H135V219L137 218L136 216H137ZM259 215H258V217H259ZM63 216V215H62ZM141 216V218L143 219V216L142 215H140ZM148 216V215H147ZM150 216H151V214H150ZM150 216H148V217H150ZM158 216H160V215H158ZM234 216V215H233ZM232 216V217H233ZM239 216H241V215H239ZM252 216V215H251ZM252 216V217H253ZM66 217H67V219H66ZM130 217V216H129ZM145 217H146V215H145ZM155 217H156V215H155ZM223 217V216H222ZM224 217H226L225 215H224ZM255 217V216H254ZM253 217V218H254ZM78 218V217H77ZM81 218V217H80ZM79 218V219H80ZM131 218V217H130ZM159 218H161V219H159ZM236 218H238V217H236ZM241 219L239 220V218H238V220L239 221H243V219H242V216L240 217ZM248 218V217H247ZM64 220V223H63V220ZM108 218L106 217V220H107ZM213 219H210L211 221H213ZM219 219H220V217H219ZM218 219V220H219ZM255 219H257V217H255ZM255 219H253V222L251 221V223H253L254 225H255V223L256 222H258L260 219L262 220V221H264L263 220V218H262V216L260 217V218H258V220H255ZM102 220V219H101ZM139 220H141V219H139ZM138 220V221H139ZM246 220V219H245ZM244 220V222L245 223H247L248 222V224H250L249 223V221L247 220V222ZM260 220V221H261ZM222 221H223V219H222ZM241 221V222H242ZM258 222V224L259 223H261L262 224V221L261 222ZM80 222H82V223H84L83 221H80ZM141 222V221H140ZM139 222V223H140ZM209 222V223H208ZM233 222H234V219H233ZM236 222V221H235ZM243 222V223H244ZM137 223L138 222H136V225H137ZM219 223V222H218ZM264 223V222H263ZM141 224V223H140ZM220 224V223H219ZM236 224V223H235ZM242 224V223H241ZM248 224H246V226L243 224V226H242V228L244 229V227L245 228H247V225ZM255 225L256 227L257 226H259V225ZM84 225H85V227H84ZM132 225H133V227H134V224L132 223ZM139 225V224H138ZM138 225H137V228H138ZM239 225H240V223H239ZM189 226V225H188ZM241 226V225H240ZM250 226H251V224H250ZM263 226V225H262ZM262 226H259V227H262ZM235 227V226H234ZM239 227V226H238ZM249 227V226H248ZM256 227L254 228L253 227V229H254V231H255V229H256ZM136 228V227H135ZM134 228V229H135ZM136 228V229H137ZM189 228H191V227H189ZM237 228V227H236ZM263 228H264V226H263ZM263 228H257L258 229V231L260 230V231H262V230H264ZM136 229L134 230V233H135V231H136ZM262 229V230H261ZM239 230V229H238ZM251 230V229H250ZM249 230V231H250ZM132 231V230H131ZM138 231V230H137ZM224 231V230H223ZM253 231V230H252ZM253 231V232H254ZM146 232H151L149 235H148V233H147V235H146ZM235 232H237L236 230H235ZM245 232V231H244ZM244 232H243V235H244ZM254 233H256V235H257V230L254 232ZM136 234V233H135ZM238 235H239V233H237ZM98 235L100 236V238L98 237ZM136 235H141V234H139V232L136 234ZM143 235V234H142ZM141 235V236H142ZM242 235V236H243ZM255 235V234H254ZM97 237H98V239H97ZM182 237V236H181ZM235 237H236V235H235ZM239 237V236H238ZM143 238V237H142ZM141 238V239H142ZM147 238H146V240H147ZM136 239V238H135ZM140 239V240H141ZM138 240V239H137ZM191 240V239H190ZM252 240H254V239H252ZM262 240V244H260V242L259 241H261ZM139 241V240H138ZM123 242V243H124ZM127 242V241H126ZM132 243V242H131ZM130 243V244H131ZM134 243V242H133ZM100 245V247L102 248V253L99 255V256H93L94 255V253H93V255H91L89 252L90 251H87L86 250V247L87 246H85V245H88V246H91V245ZM137 244V243H136ZM127 245H129V244H127ZM141 245H143V244H141ZM138 246H140V245H138ZM188 246H186V247H188ZM95 248V247H94ZM140 248V247H139ZM259 251V252H258ZM138 252V251H137ZM182 252V250L180 251V253ZM257 252V253H256ZM92 253V252H91ZM183 253V252H182ZM256 253V254H255ZM183 255H185V256H187L186 255V253L185 254H183ZM188 255V256H189ZM150 256H152L153 257V259L150 261V260H148L149 259V257ZM138 257V258H139ZM185 258V257H184ZM189 261V260H188ZM191 261V260H190ZM189 261V262H190ZM193 261L191 262L192 264H194L193 263Z\"/></svg>", "mask_w": 264, "mask_h": 264}]
</instances>
